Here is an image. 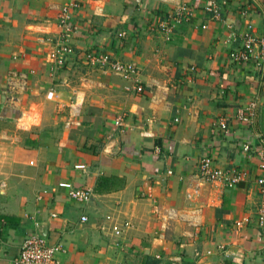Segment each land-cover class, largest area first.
<instances>
[{
  "label": "crops",
  "instance_id": "crops-1",
  "mask_svg": "<svg viewBox=\"0 0 264 264\" xmlns=\"http://www.w3.org/2000/svg\"><path fill=\"white\" fill-rule=\"evenodd\" d=\"M74 1L58 64L57 9L72 0H0V264L36 232L66 264H264L257 158L241 150L264 153V63L228 57L247 22L264 31V0H217L219 20L206 0H179L193 14L168 37L157 21L177 0ZM251 100L246 126L234 113ZM202 156L243 175L201 182ZM64 181L89 198H69Z\"/></svg>",
  "mask_w": 264,
  "mask_h": 264
},
{
  "label": "built area",
  "instance_id": "built-area-1",
  "mask_svg": "<svg viewBox=\"0 0 264 264\" xmlns=\"http://www.w3.org/2000/svg\"><path fill=\"white\" fill-rule=\"evenodd\" d=\"M77 2L72 0L71 3L63 5L57 9V23L60 26L59 50L56 62L61 64L64 61V56L71 53L72 48L69 46L70 33L76 31V27L69 23L70 9L77 6ZM203 11L210 19H220V7L217 0H206ZM192 6L182 1H175L170 10L157 21V27L166 37L175 29V27L187 23L192 17ZM205 25H201L204 27ZM256 49V53H254ZM229 59L234 63H241L248 61L250 58L255 59V65L259 66L260 62L264 63V31L256 34L252 31L250 23H246L245 30L239 35L237 46L232 47L228 53ZM84 58L89 63L106 64L112 72L115 73H132L133 69L130 65L124 64L117 60H112L108 54L101 52H86ZM49 94V93H48ZM259 104L255 100L246 102L244 105L236 108L234 116L235 119L246 126H251ZM225 119V118H224ZM220 119L218 125L221 129L226 130L225 121ZM243 152H250L256 156V166L259 170V176L256 178L257 192H258V209L257 222L262 225L264 222V153L259 148L250 145V142L241 144ZM85 165L75 164L74 168L83 169ZM197 177L204 183H217L221 186L230 187L237 183L242 177L243 173L240 171H232L219 168L214 164L208 156H202L197 162ZM67 191L69 198L85 201L90 196V189L87 187H74L70 182L64 181L58 183ZM0 186H3L0 183ZM197 187L189 183L185 186V197L190 199L198 194ZM51 216H54L51 213ZM85 216H81L80 220H85ZM127 223H123L126 226ZM240 222L236 221L235 225L239 226ZM116 230V227H113ZM62 251L58 243H48L41 234L31 233L26 235L20 242L17 254L11 259L10 264H66L58 259L57 254Z\"/></svg>",
  "mask_w": 264,
  "mask_h": 264
},
{
  "label": "water",
  "instance_id": "water-1",
  "mask_svg": "<svg viewBox=\"0 0 264 264\" xmlns=\"http://www.w3.org/2000/svg\"><path fill=\"white\" fill-rule=\"evenodd\" d=\"M2 100H3V98H2V97H0V102H2Z\"/></svg>",
  "mask_w": 264,
  "mask_h": 264
}]
</instances>
